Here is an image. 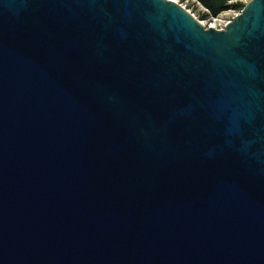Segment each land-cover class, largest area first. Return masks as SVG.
<instances>
[{"label":"water","instance_id":"obj_1","mask_svg":"<svg viewBox=\"0 0 264 264\" xmlns=\"http://www.w3.org/2000/svg\"><path fill=\"white\" fill-rule=\"evenodd\" d=\"M0 264H264V0H0Z\"/></svg>","mask_w":264,"mask_h":264},{"label":"trees","instance_id":"obj_2","mask_svg":"<svg viewBox=\"0 0 264 264\" xmlns=\"http://www.w3.org/2000/svg\"><path fill=\"white\" fill-rule=\"evenodd\" d=\"M199 2L206 11L202 15L206 16H218L223 11H226L229 8H234L238 11H241L245 4L246 0H196Z\"/></svg>","mask_w":264,"mask_h":264},{"label":"rangeland","instance_id":"obj_3","mask_svg":"<svg viewBox=\"0 0 264 264\" xmlns=\"http://www.w3.org/2000/svg\"><path fill=\"white\" fill-rule=\"evenodd\" d=\"M175 1H177L179 4L185 6L187 9H189L206 26H209V23L213 22L214 16H206V17L202 16L204 14V12L206 11V9L196 0H175ZM246 1H248V0H246ZM239 12L240 11L231 7L229 9H227L226 11H223L222 13H220L219 16L224 17V18H233V16H235Z\"/></svg>","mask_w":264,"mask_h":264},{"label":"built area","instance_id":"obj_4","mask_svg":"<svg viewBox=\"0 0 264 264\" xmlns=\"http://www.w3.org/2000/svg\"><path fill=\"white\" fill-rule=\"evenodd\" d=\"M238 14V13H237ZM232 18H224V17H220L218 16H214L213 18V22L209 23V26H213L215 28H225L226 25L228 24V22L231 20ZM205 25V24H204ZM206 26V25H205ZM208 27V26H206Z\"/></svg>","mask_w":264,"mask_h":264}]
</instances>
